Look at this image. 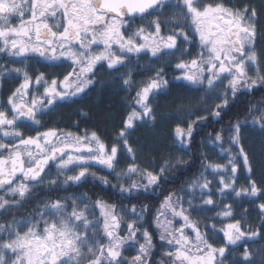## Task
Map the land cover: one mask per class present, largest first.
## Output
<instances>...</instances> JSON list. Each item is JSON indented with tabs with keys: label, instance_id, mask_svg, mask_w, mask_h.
<instances>
[{
	"label": "snow or ice",
	"instance_id": "6c2138e0",
	"mask_svg": "<svg viewBox=\"0 0 264 264\" xmlns=\"http://www.w3.org/2000/svg\"><path fill=\"white\" fill-rule=\"evenodd\" d=\"M165 3L166 0H0V53L19 58L21 63L32 60L46 62L45 66L66 65L62 78L51 80L42 71L33 77L26 70L0 65V75L14 72L23 76L8 97L7 107L0 105L5 108L0 110V193H3L0 215L18 208L38 185L56 191L91 178L105 187L118 186L123 198H135L133 193L160 188L168 162L158 172L142 169L135 162L128 134L138 122L155 119L150 97L169 83L164 67L154 70V75L141 82L142 86L135 91L130 110L115 137L119 146L115 142L109 146L95 131L76 134L56 128L41 130L42 115L59 103L82 97L95 88L99 69L119 72L128 67L132 57L142 54L158 61L177 52L181 57L192 56L183 45L195 48L198 42L200 52L190 60L179 59L173 67L179 73L176 80L187 82L189 88L205 92L222 88V92L216 93L221 103L210 113L212 116L220 117L229 104V93L235 98L242 89L264 88V74L253 67L258 64L254 50L255 8L226 6L223 0L208 3L177 0L176 19L184 23H177L171 34L166 37L161 34V25L166 21L160 19L149 23L151 30L140 27L128 32L129 18L136 14L151 15L149 10L162 8ZM164 63L168 66L171 61ZM127 76L123 85L131 87V70ZM207 118L197 117L186 129L178 125L176 139L187 147L195 125ZM253 122L264 128V111ZM214 142L228 153L226 163L205 165L206 170L211 169L214 176H219V187L213 191L212 181L201 173L203 182L201 179L191 182L187 190L189 199L170 192L156 209L153 223L159 240L167 245L162 253L165 259L159 262L151 259L153 236L143 226L145 213H150L147 205L139 210L135 205L125 209L134 219L122 229L124 218L117 205L99 198L93 203L82 194L43 202L34 214L22 220L13 218L0 223V264H225L230 247H238L250 239H264V202L257 205L261 223L256 228L236 219L231 204H224L214 217L231 221L218 230L215 224L202 230L191 213L214 211L218 205L213 196L217 193L257 198L264 197V188L251 178L252 167L241 145L239 123L230 137V143L238 148L237 154L222 147L220 133ZM125 157L131 158L130 162L120 169V161ZM94 166L108 170L117 183L111 184L108 176L90 171ZM53 167L57 175L50 178ZM241 168L248 173L247 183L237 187ZM195 199H200L201 204L194 205ZM220 233L222 237L217 239ZM138 234L143 243L137 240ZM136 244V254L130 259L124 256L126 245ZM242 259L250 264L247 248Z\"/></svg>",
	"mask_w": 264,
	"mask_h": 264
},
{
	"label": "trees",
	"instance_id": "16d2710c",
	"mask_svg": "<svg viewBox=\"0 0 264 264\" xmlns=\"http://www.w3.org/2000/svg\"><path fill=\"white\" fill-rule=\"evenodd\" d=\"M208 2H211V0H202V3ZM223 2L226 6H236L242 9L247 5L256 9L257 48L260 50L259 53L264 64V0H223ZM174 5L175 3L165 4L160 11L154 10L151 15H148L154 20L166 21L161 25L165 35L171 34L178 22H184L176 19L179 10ZM141 25L138 21L136 24L137 29ZM190 51L192 56L185 55L181 57L180 52H177L175 56L165 55L159 61L150 55L142 54L139 57H132L128 67L121 68L119 72L99 69L95 78V88L82 97L59 103L51 112L40 117L44 126L41 130L56 128L76 134L84 131L89 133L95 131L109 146L114 142L119 146V142L115 140V137L121 129L124 117L130 110L129 105L135 96V91L142 86L141 82L154 75V70L164 67L165 78L169 83L166 88L150 97L155 119L138 122L134 130H131L128 134L129 144L135 153V162L142 169L146 168L158 172L164 163L168 162L169 168L165 172V179L161 181L159 189L143 194L133 193L135 198H123L118 186L117 188L105 187L91 178L82 184L69 185L66 188H58L56 191H51L44 185H38L33 188L32 196L22 201L18 208L10 209L6 214L0 215V223L11 221L13 218L22 220L34 214L38 207L43 206V202L54 201L58 197H80L82 194H86L93 203L99 198L107 204L117 205L118 211L121 207L124 211L135 205L139 210L142 206L147 205L150 213H145L143 226L153 236L152 243L155 247L151 259L153 262H159L165 259L162 253L167 250V245L159 240V232L154 227L153 221L156 209L159 208L161 201L170 192L176 193L185 199L187 190L193 180L201 179V182H203L201 173H203L204 178L212 173L211 169H205V165L209 162L226 163L228 153L221 151V145L214 142L217 133H220L223 137L222 147L224 149H231L232 154L233 150L238 151L237 146L230 143V137L233 135L237 123L240 124L241 145L247 152L252 167L251 178L264 188V128L259 123L253 122V118L264 111V88L257 86L248 91L242 89L235 98L229 93L228 106L221 111L220 117H214L210 113L215 110L217 104L221 103V100L216 98L218 91L196 90L187 87V82L176 80L179 73L173 65L181 58L190 60L195 55L194 48ZM4 60L10 63L15 62L17 68L26 70L33 77L38 72H45L49 80L62 78L61 74L66 71V65L45 66L46 62L41 64L26 60L21 63L19 58L12 59V57L5 56V59H3L0 57V63ZM169 60L171 63L165 66L164 62ZM129 70H131L132 85L126 87L123 85V79L128 78L127 73ZM21 75L22 73L8 72L6 78L3 79V82H5L3 88L7 89L8 96L22 82L23 77ZM3 77L4 75H0V79ZM6 102L2 103L5 108L7 107ZM204 116L208 117L207 120L195 125V131L188 141V146L181 144L176 139L175 128L179 125L186 129L188 123L197 117ZM26 127L27 124L24 125V128ZM120 155H123V150H121ZM130 159L128 157L122 159L119 168H126ZM240 163H242V158ZM95 173L97 176H108L111 184L117 183L114 175L110 174L108 170H104L103 173L95 171ZM247 175L246 170L241 168L238 173L237 187L246 185L245 178ZM62 180L63 178H61V184ZM209 180L212 181L213 191H215L219 185L216 183L217 186H215V180ZM182 188L185 190L184 192L180 191ZM2 194L0 193V195ZM213 199L218 205L214 211L205 210L191 213L192 218L199 222L202 230L205 226L213 224L216 225L218 230L224 224L231 222L222 217L214 219L216 214L222 210L224 204L232 205V211L236 219H241L242 222L247 221V225H251L253 228L260 225L261 218L257 205L264 202V197L235 198L232 195L220 196L217 193L213 196ZM187 206L185 204V207ZM124 218H126L125 215ZM124 221L127 222V220ZM220 237H222V233L217 239ZM137 240L139 243H143V238L140 235L137 236ZM136 248H138V244H136ZM245 248L250 253V264H264V239L260 238L242 241L238 247H230L225 264H249V262L242 259ZM135 252L130 247L124 252V256L130 259L135 255Z\"/></svg>",
	"mask_w": 264,
	"mask_h": 264
},
{
	"label": "rangeland",
	"instance_id": "374dc122",
	"mask_svg": "<svg viewBox=\"0 0 264 264\" xmlns=\"http://www.w3.org/2000/svg\"><path fill=\"white\" fill-rule=\"evenodd\" d=\"M160 9L161 8H158L156 11L158 12V11H160ZM151 21H154V19H152L151 17H148V19H142V20H140L139 22L142 24L140 27H144L145 29H148V26H149V23L151 22ZM256 22V21H255ZM138 23V21H134V22H128V32H134V31H136L137 30V27H136V24ZM178 23H181V24H183L184 22H178ZM148 30H151V29H148ZM185 30H189L190 31V29H185ZM161 34L162 35H164L165 37L167 36V34L165 35V34H163V30H162V27H161ZM257 40V39H256ZM184 47L185 48H187L189 51L190 50H192L193 48L190 46V45H187V44H185L184 45ZM254 50H255V52H256V55H257V58H258V64L257 65H254L253 67H255V68H257L258 70H261L262 71V74H264V64H263V62H262V57H261V55H260V53H259V49L257 48V41L255 42V45H254ZM194 52H195V55L198 53V52H200V48H199V46H198V42H197V46L194 48ZM194 55V56H195ZM250 75H254V73L252 72V71H250ZM225 83H226V81H225ZM245 90H247V89H245ZM215 91H218V92H222V88H217ZM248 91V90H247ZM237 152L238 151H234L233 150V155H235V154H237ZM227 160V159H226ZM239 162H241V158L239 159ZM104 170H106V169H104ZM104 170H103V168H101V167H97V166H94L93 168H91L90 169V171H96V172H101V173H103L104 172ZM75 171V170H74ZM69 174H74V173H69ZM51 176H52V174H51ZM51 178V177H50ZM219 178V176L218 175H213L212 173L211 174H209L207 177H206V179H211V180H215V186H217V179ZM214 186V185H213ZM197 195H199V193L197 192ZM187 199H189V196H188V194L186 193V197H185V200H187ZM193 204L194 205H196V206H198V205H200L201 204V200L200 199H195V200H193ZM187 205V204H186ZM81 207H83V205H81ZM188 207V206H187ZM129 209V208H128ZM119 214L122 216V217H124V215L126 216V219L128 218V216H130V215H128L127 214V212L124 210L123 211V208L121 207L120 208V210H119ZM130 218H134L133 216H130ZM125 228V227H124ZM123 233V232H122ZM124 234V233H123ZM139 235V234H138ZM126 248L128 249V248H130V247H128L127 245H126ZM132 249H134V251H136L137 252V249L138 248H136V245H134V246H132ZM136 252H135V254H136Z\"/></svg>",
	"mask_w": 264,
	"mask_h": 264
},
{
	"label": "flooded vegetation",
	"instance_id": "af4514ba",
	"mask_svg": "<svg viewBox=\"0 0 264 264\" xmlns=\"http://www.w3.org/2000/svg\"><path fill=\"white\" fill-rule=\"evenodd\" d=\"M168 3H177V0H166V3L165 4H168ZM142 19H148V14H145V15H143V16H141L140 14H137V15H134V16H132L131 18H129V20H128V22H134V21H140V20H142ZM256 21H257V18H256ZM18 21H13V23H17ZM255 27H256V25H255ZM257 30V29H256ZM257 36H258V32H257ZM5 55V54H4ZM2 53H0V57H2L3 59H5V56L7 57V55H5L4 56ZM12 59H15V58H13L12 57ZM15 62H9V61H3V62H1L0 63V65H3V66H6L8 69L9 68H17V65L16 64H14ZM8 74V72H5L3 75H4V77L2 78V79H0V105H3L2 103L4 102V101H7V99H8V95H7V89H4L3 88V86H4V83L5 82H3V79H5L6 77V75ZM2 75V76H3ZM22 76V75H21ZM23 77V76H22ZM57 79H61V78H57ZM39 91H41V89L39 90ZM0 110H5V108H0ZM51 174H52V176H51V178H54L56 175H57V173H56V169L53 167L51 170ZM124 218V217H123ZM132 219H134V218H130V216L126 219V218H124V220H127V222H130ZM127 222H125L124 221V223L123 224H125L126 225V223ZM122 224V225H123Z\"/></svg>",
	"mask_w": 264,
	"mask_h": 264
},
{
	"label": "water",
	"instance_id": "95a60500",
	"mask_svg": "<svg viewBox=\"0 0 264 264\" xmlns=\"http://www.w3.org/2000/svg\"><path fill=\"white\" fill-rule=\"evenodd\" d=\"M149 11H151V10H149ZM137 15V14H136Z\"/></svg>",
	"mask_w": 264,
	"mask_h": 264
}]
</instances>
